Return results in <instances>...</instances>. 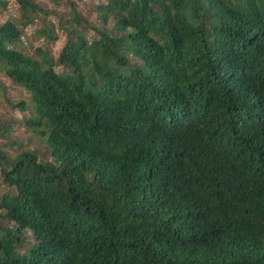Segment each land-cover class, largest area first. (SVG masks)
I'll return each instance as SVG.
<instances>
[{
    "label": "trees",
    "instance_id": "1",
    "mask_svg": "<svg viewBox=\"0 0 264 264\" xmlns=\"http://www.w3.org/2000/svg\"><path fill=\"white\" fill-rule=\"evenodd\" d=\"M11 1L34 149L0 123V264H264V0H105L100 29Z\"/></svg>",
    "mask_w": 264,
    "mask_h": 264
},
{
    "label": "rangeland",
    "instance_id": "2",
    "mask_svg": "<svg viewBox=\"0 0 264 264\" xmlns=\"http://www.w3.org/2000/svg\"><path fill=\"white\" fill-rule=\"evenodd\" d=\"M9 4L7 11L5 13H0V23L4 21L8 15L15 17L16 7L13 5L11 0H8ZM39 5L44 11H48L49 15L46 17V21L53 22L54 17L65 18V15L69 12V4L65 3L64 0H33ZM74 3L76 11L80 14L84 21L88 22L89 25L100 29V26L95 19V9L99 4H104L105 0H71ZM41 24L35 22L32 27L24 31L23 43L24 49L27 53H32L36 48L41 50H46V53L52 59H55L63 47L65 41L64 35L62 32L57 31L56 36L57 40L53 44H43L41 40L38 42L31 43L29 40V35L33 30L39 29ZM83 32L86 35L88 40L97 39V37L88 29H83ZM55 71H58V68H55ZM18 102H24L26 105L29 102V96L21 88L12 84L7 80L3 74L0 73V123L9 125V139L12 142H16L21 145L23 151L33 150L32 145L27 143V135L19 125L22 123L23 113L10 108V103L15 104ZM0 144H4V141L0 139ZM12 152V151H10ZM15 154V152H13ZM23 243L21 248H17L19 253L23 252V248L32 241V238L29 234H25L23 237Z\"/></svg>",
    "mask_w": 264,
    "mask_h": 264
}]
</instances>
